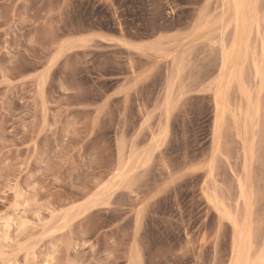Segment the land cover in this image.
<instances>
[{
  "label": "rangeland",
  "instance_id": "374dc122",
  "mask_svg": "<svg viewBox=\"0 0 264 264\" xmlns=\"http://www.w3.org/2000/svg\"><path fill=\"white\" fill-rule=\"evenodd\" d=\"M252 1L236 66L252 102L227 83L219 126L232 0H0V264H232L240 238L264 254Z\"/></svg>",
  "mask_w": 264,
  "mask_h": 264
},
{
  "label": "bare ground",
  "instance_id": "6f19581e",
  "mask_svg": "<svg viewBox=\"0 0 264 264\" xmlns=\"http://www.w3.org/2000/svg\"><path fill=\"white\" fill-rule=\"evenodd\" d=\"M252 0H232L233 2V17H232V24H233V28H235V32H236V35H235V38H234V41H233V44L231 46V49L228 50L226 52V54L224 55V59H225V72L223 74V77L221 78V81H220V87L219 89L215 92V95H214V99H215V105H216V110H217V125L220 126V122L222 120V117L224 115V113L229 110L230 108V103L229 101L227 100V83L229 84L230 82L233 83V81H237L239 83V87L242 91V93L246 96V100L250 101L249 103H251V97H250V93L248 92L247 88L245 87V84H244V78H242V75L238 73L237 71V64H239V59L241 58V56L243 55L242 54V50H243V46H246L247 42L249 41V32H248V22L250 21H253L252 18L255 14H253V16L251 15V17H247L248 15V10L249 8L251 9L250 12L253 13L256 11V9L254 8H251L252 6H250V2ZM253 2V1H252ZM250 6V7H249ZM258 8H259V5H257ZM254 7V6H253ZM231 9V8H230ZM259 11H260V8H259ZM258 11V12H259ZM257 12V13H258ZM256 13V16L258 15ZM255 16V17H256ZM260 16V15H259ZM258 16V17H259ZM257 17V18H258ZM260 18V17H259ZM256 19V18H255ZM261 19V18H260ZM219 24V23H218ZM222 24V23H221ZM261 24V23H260ZM250 26V25H249ZM255 26V24H254ZM262 25H260V28H261ZM231 27V26H230ZM252 27V26H251ZM256 29V28H255ZM255 31V30H254ZM253 31V33H255ZM261 31V29H260ZM253 35H257V34H253ZM253 37V36H252ZM251 37V38H252ZM261 38V37H260ZM84 38L80 39L81 41L83 40ZM251 41V40H250ZM145 42L147 41H143V42H139L136 47H138V49H143L144 48V45H145ZM123 43V42H122ZM250 43V42H248ZM263 44V43H262ZM135 45V43H134ZM249 46V45H248ZM131 47L132 44H131ZM247 47V46H246ZM246 49V48H245ZM248 50V49H246ZM249 55V53H248ZM246 56V55H245ZM244 57V56H243ZM247 60V59H246ZM255 60V59H254ZM244 62V61H243ZM256 62V61H255ZM261 67V66H260ZM259 71V70H258ZM243 72V71H242ZM245 74V72H244ZM254 74V73H253ZM261 75V74H260ZM257 77V76H255ZM260 81H262L260 79ZM257 84L259 82V79L256 80ZM260 83V82H259ZM226 84V85H225ZM257 87V86H256ZM259 89V88H258ZM251 91V90H250ZM262 94V93H261ZM254 95V94H253ZM257 95V93H256ZM229 98V97H228ZM244 98V97H242ZM252 98H255V97H252ZM245 99V98H244ZM258 99V98H257ZM253 100V99H252ZM256 100V99H255ZM262 101H264L262 98H261ZM231 102V101H230ZM245 102V101H244ZM261 103V102H260ZM232 104V103H231ZM254 104V103H253ZM251 105V104H250ZM232 106V105H231ZM256 105H254L255 107ZM256 108V107H255ZM231 109V108H230ZM253 109V108H250V110ZM248 110V109H247ZM244 111V110H243ZM253 111H256L255 109ZM252 110L250 112H253ZM228 112V111H227ZM230 112H234L230 110ZM240 112H241V109H240ZM239 114V113H236V115ZM243 114V112H242ZM246 114V112H245ZM244 114V115H245ZM251 115V114H250ZM254 117H255V113H253ZM235 116V115H234ZM238 116V115H237ZM252 117V115H251ZM248 118V117H247ZM251 119V118H250ZM256 119V118H255ZM241 120V119H240ZM253 121V120H252ZM249 124V123H248ZM255 124V123H254ZM245 126V125H244ZM251 126V125H249ZM251 128V127H249ZM253 129V127H252ZM246 131V130H245ZM253 131V130H252ZM253 147V146H252ZM122 171H124L122 169ZM124 175V174H123ZM119 176H122V174H120L119 172ZM123 177V176H122ZM248 191V190H247ZM246 191V188L244 187L243 184H240V198L244 201L245 205L247 204L248 202V193ZM250 196V195H249ZM100 200V199H99ZM251 200V199H250ZM94 202V200H91ZM90 201V202H91ZM89 202V203H90ZM98 202V201H97ZM250 202V201H249ZM248 202V203H249ZM251 204V203H250ZM90 206H93L90 205ZM95 206V205H94ZM248 206V205H247ZM227 214V216L231 219V221L233 222V225H234V228L235 229H241V225H239V222L237 220V216L232 214V212H230L229 210H226L225 212ZM245 227H243L244 229ZM248 229V228H247ZM249 230V229H248ZM247 243L242 240L241 238L240 239H237L234 243V259L232 261V264H260L261 262H264V254L259 256V258L256 260H251V258L253 259L254 257H251L250 258V254L246 257H244L245 255L243 254L242 250L245 252L246 250L250 251L249 249H246L244 248ZM245 245V246H244ZM247 247V246H246ZM249 247V245H248ZM244 248V249H242ZM246 249V250H245ZM252 252V251H251ZM246 253V252H245ZM49 261V260H48ZM48 261L47 259L45 258V260L41 261L40 262H36L35 260V263L34 264H48Z\"/></svg>",
  "mask_w": 264,
  "mask_h": 264
}]
</instances>
